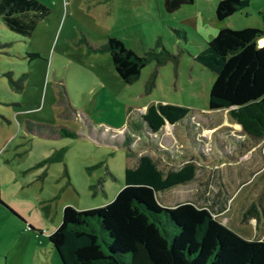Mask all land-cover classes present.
<instances>
[{"label": "rangeland", "instance_id": "obj_1", "mask_svg": "<svg viewBox=\"0 0 264 264\" xmlns=\"http://www.w3.org/2000/svg\"><path fill=\"white\" fill-rule=\"evenodd\" d=\"M39 1L51 12L31 36L10 30L0 19V264H63L49 238L62 222L63 209L102 207L116 197L125 169L143 151L139 140L149 141L136 127L147 107L157 103L187 107L199 121L217 127L210 143L213 155L215 150L223 157L224 144L234 145L232 163L242 173L235 182L254 190L261 223L257 228L242 222L236 203L221 217L218 206L210 208L240 236L264 238L257 200L264 189V138L253 142L249 135H229V129L240 126L227 110H209L215 74L194 58L213 39L206 32L211 25L262 27L264 0H250L223 21L216 18L220 0H195L175 15L165 11L164 0ZM199 11L204 17L199 30L182 21V14L195 17ZM109 37L120 38L141 56L161 37L178 64L170 60L157 67L151 62L135 82L125 83L110 53L95 51ZM189 119L176 124L179 144H186ZM126 138L132 139L131 148ZM249 144L254 148L240 163L239 152ZM150 147V154L158 155L156 145ZM224 171L230 172L228 167ZM211 185L210 195L222 189ZM160 195L172 205L185 196L181 191Z\"/></svg>", "mask_w": 264, "mask_h": 264}, {"label": "trees", "instance_id": "obj_2", "mask_svg": "<svg viewBox=\"0 0 264 264\" xmlns=\"http://www.w3.org/2000/svg\"><path fill=\"white\" fill-rule=\"evenodd\" d=\"M194 1L164 0V9L174 13ZM249 4L250 0H220L216 18L223 21ZM50 12L39 0H0V19L23 36H31ZM262 38L264 24L239 30L222 28L195 56L215 74L209 109H227L243 131L255 139L264 138V46L259 45ZM158 47L163 48L160 51ZM95 51L110 53L116 72L128 84L135 82L151 62L155 61L157 67L170 60L178 64V56L163 46L161 37L144 56L126 47L118 37H109ZM156 75L157 70L150 80ZM191 114L187 107L151 104L136 128H141L151 140L167 122L175 125L191 118ZM132 143L130 138L124 142L128 148ZM195 174L193 164L165 171L148 152L139 153L134 164L125 169L124 186L110 203L86 210L69 205L63 209L61 224L49 236L62 263L264 264V238L240 236L208 206L194 202L165 206L160 202L161 191L188 183Z\"/></svg>", "mask_w": 264, "mask_h": 264}, {"label": "crops", "instance_id": "obj_3", "mask_svg": "<svg viewBox=\"0 0 264 264\" xmlns=\"http://www.w3.org/2000/svg\"><path fill=\"white\" fill-rule=\"evenodd\" d=\"M185 7L182 6L179 10H177L174 13H169L175 15L179 11H182V9ZM183 18L182 21L186 24L195 25V28L199 30L198 24L200 22L204 23V17L201 14V12H197L196 16H186V14H182ZM193 18H196L193 20ZM231 27L230 23H219L218 25H211L206 30L207 34L216 35L218 31L222 28ZM172 29H174L173 26H171ZM207 36V35H206ZM208 38V37H206ZM264 41V38L259 40V45L264 46V43H261ZM206 49V48H205ZM204 50V49H203ZM202 50V51H203ZM201 52V51H200ZM195 58V57H194ZM211 110V109H209ZM227 110V109H226ZM221 111V110H216ZM228 111V110H227ZM195 118L197 120H195ZM183 121V120H182ZM181 121V122H182ZM202 122V123H201ZM240 126V128L235 129H229V135L240 139L242 136L246 137V134L242 126L240 124H236L235 127ZM220 126V125H219ZM186 131H184L185 134V140L186 144L182 145L178 143L177 140V133H175L176 124L172 125L170 123H166L165 127L159 131L157 134H155V138L151 140L149 139L148 143L143 142L142 139L139 141L142 142L144 145L142 152H148L150 154V145L153 143L156 145L157 148V154L158 155H152L153 158L157 161L159 166L163 168L165 171L167 170H180L186 167L188 164H193L196 166V174L194 180L188 182L179 184L175 187H172L169 190L161 191L158 194V197H160V202L165 206H175L179 203L184 202H194L200 206H218L219 208V214L221 217V214L223 216H226L229 214L232 209L233 205L239 204L240 205V212H241V220L242 222L246 224L256 223V226L258 228V225L261 223L260 218V212L256 205V199L254 200V190H243L240 189L241 180H237L238 182H235L234 176H242L241 171H238L234 166L236 165L235 162L232 163L233 153L230 150H233L234 145L233 144H224V146L227 147V150L224 151L223 157L222 155H219L217 151L214 150V155L211 153V146L210 143L212 141V135L215 134V129L217 127H211L209 124H206L203 120L199 121L198 117L194 115V113L191 114V118L188 120V123L186 124ZM172 129V130H169ZM183 131H179L180 133ZM147 135V134H146ZM252 137V136H250ZM254 137H252V140L254 142ZM153 140V142H151ZM222 144L221 142L219 145ZM247 148V149H246ZM254 147H251L250 144L245 147V151L239 152V157L241 160L243 159V154L246 152H250L249 149H253ZM151 155V154H150ZM225 159H228V161H225ZM210 162H214L213 168L209 171V166H211ZM217 164H220V167L217 166ZM209 165V166H207ZM217 166V167H216ZM228 167V170H230L229 174H227L226 171H224ZM234 168V169H233ZM217 173L216 174V171ZM199 171H202L204 174L202 175ZM223 171V172H222ZM229 175L230 178L227 177ZM247 175V174H246ZM248 177V176H247ZM214 182L216 186L221 185L222 189H215L213 193L211 189H208L212 187L211 183ZM124 186V185H123ZM240 186V187H238ZM183 189V190H181ZM172 191L178 193L181 191L185 196L178 198L176 203L172 205V203H166L163 199V197L160 195L161 193ZM195 191V193H194ZM119 192V191H118ZM244 195V199L243 196ZM191 196H195L194 198H190ZM162 197V200H161ZM257 200L259 202L260 207L262 208L263 214H264V189L263 191L257 195ZM220 217H218L220 219Z\"/></svg>", "mask_w": 264, "mask_h": 264}]
</instances>
